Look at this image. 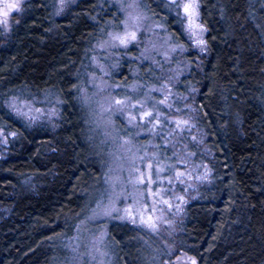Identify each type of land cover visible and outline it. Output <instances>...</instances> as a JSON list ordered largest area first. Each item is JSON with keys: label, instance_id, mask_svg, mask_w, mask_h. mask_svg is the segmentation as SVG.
Wrapping results in <instances>:
<instances>
[{"label": "trees", "instance_id": "trees-1", "mask_svg": "<svg viewBox=\"0 0 264 264\" xmlns=\"http://www.w3.org/2000/svg\"><path fill=\"white\" fill-rule=\"evenodd\" d=\"M27 0L0 37V127L16 133L0 157V264H59L67 241L105 191L107 147L81 102L95 45L122 15L110 0ZM190 64L176 85L196 90V122L210 150L211 183L186 207L174 239L197 264H264V0H199L209 54H198L166 0H141ZM137 56L139 48L126 50ZM138 73L135 76V73ZM157 71L122 55L111 81L158 84ZM60 100L55 130L30 127L5 101ZM114 264H165L159 240L110 222Z\"/></svg>", "mask_w": 264, "mask_h": 264}, {"label": "rangeland", "instance_id": "rangeland-1", "mask_svg": "<svg viewBox=\"0 0 264 264\" xmlns=\"http://www.w3.org/2000/svg\"><path fill=\"white\" fill-rule=\"evenodd\" d=\"M26 1L0 0V11L8 10L6 6L10 3L19 5L18 10H8V27L6 29L3 25H0V37H5L8 34L14 17L21 13L22 6ZM76 1L64 0V4L61 5V0H59L57 12L60 14L66 7ZM110 1L117 6L122 15L121 27L110 30L95 45L90 61L91 68L86 74L87 80L85 85L81 87L80 94L81 102L90 113L96 135L101 139L102 144L107 147L108 160L105 165L104 182L107 177L110 183L105 182V191L99 201L107 204L108 196L113 190L116 192L123 190L131 193L133 185L129 183V179H134L136 175L133 169L139 167L141 172H146L145 165L151 163L153 164L152 177L154 180L157 179L155 166L159 164L164 169L160 173V178L165 181L162 186L171 190L165 198L171 197L172 203L179 205V210L175 206L171 209L162 206L164 207V218L168 223H160L159 231L153 233L140 225L139 222L133 224L128 219H120L115 215L112 218L92 219L93 209H96L97 206L96 203L87 220L81 223L75 234L68 239L66 244L69 252L68 256L59 264H114V257L108 244L107 226L110 222L127 223L158 239L161 246L165 247L164 249L169 257L165 264H189L192 257L177 251L174 239L185 219L186 207L199 198L203 186L211 183L212 171L209 165L211 153L205 144L204 132L196 122V90L192 89L184 94L176 90L180 78L190 69V64L185 57L188 49L182 45V49L172 50L176 45L181 44H177L172 40L162 23L150 17L143 9L141 0ZM166 1L170 3V0ZM129 5H132V7H129ZM172 6L177 13L178 9L174 5ZM129 14L142 17L139 21L140 28L137 32V41L130 43L127 48L110 47L107 44L101 47L104 42L110 41L109 33L124 34L125 23L131 24ZM2 18L0 16V19ZM199 22L202 23L201 13ZM156 25H160V27H156ZM183 25L185 30L184 21ZM185 33L191 44V49L198 54V61L200 62L209 54L208 31L206 30L203 34V39L206 41V47L203 51L189 39L188 33ZM133 45H137L139 48L137 56L126 53V50ZM122 55H126L132 60L135 59L139 63L150 64L158 73L159 83L152 85H145L141 81H133L130 85L112 83L111 75L118 68ZM137 74L136 72L135 76ZM109 96L117 99H124L127 96L131 97L133 103L139 102L136 108L130 110L131 115L136 117L132 124H129L127 113L117 112L115 108L111 111L108 110L109 104L106 97ZM15 97H18L21 102L31 103L36 108L44 110L45 114L40 115L38 119L33 121H29L13 112L25 124L30 127L45 125L50 130L57 128L61 104L58 98L25 99L18 95ZM161 101L164 102L161 103ZM140 103L144 105L143 109L140 108ZM141 111H150L153 115L141 120ZM157 116L160 124L153 129V123L149 121L154 122ZM178 120L188 121V126H182L183 131L176 129L174 122ZM0 130H3L4 133L3 136H0V157H3L7 153L9 139L13 135H11L12 132H6L1 127ZM4 137L7 138L6 142ZM193 137L195 139H192ZM125 141L129 143L126 144ZM137 157H143V160L136 159ZM132 159H136L134 165L131 163ZM177 171L183 173L180 179H176L174 176ZM167 178H172L171 185L167 184ZM156 187L157 185H153V190ZM176 196L183 197V200H176ZM130 204L131 199L125 200L121 197L116 207L123 209ZM102 232L105 233L103 242L94 247L93 241Z\"/></svg>", "mask_w": 264, "mask_h": 264}, {"label": "snow or ice", "instance_id": "snow-or-ice-1", "mask_svg": "<svg viewBox=\"0 0 264 264\" xmlns=\"http://www.w3.org/2000/svg\"><path fill=\"white\" fill-rule=\"evenodd\" d=\"M64 4V0H61V5ZM170 4L174 5L177 9V15L181 17L182 21L185 23V32L188 33L189 39L193 41V43L201 48L203 51L206 47V41L203 39V34L206 32V28L202 23L199 22V9L200 3L199 0H170ZM132 7V5H129ZM8 10L19 9V5L17 3H10L6 6ZM4 10L0 11V16L3 18L0 19V25H3L6 29L8 27V15L9 11ZM123 10V6H122ZM130 15L131 24L129 25L127 22L125 23V32L123 35L119 33H109L110 41L104 42L101 47H104L107 44L110 47H124L127 48L130 43L137 41V32L139 31L140 25L139 21L142 19L141 16ZM156 27H160V25H156ZM134 29V30H133ZM176 48L182 49V45H176L172 50L175 51ZM119 87V85H117ZM109 104V111L113 108L117 112L127 113L129 124H132L136 117L131 115V109L137 107V103H133L131 97H125L124 99H117L116 97H106ZM164 101H161L163 103ZM6 106L12 110L16 115L26 118L29 121L36 120L40 117V115L45 114L44 110L41 108H36L31 103L21 102L18 97H10L5 101ZM140 108L143 109L144 105L142 103L139 104ZM54 111V110H53ZM152 112L150 111H141L140 119L144 120L145 118L152 117ZM153 123V129L160 124L159 117H155L154 122L152 120L149 121ZM176 124V129L179 131H183L184 128L182 126H188L187 120H178L174 122ZM151 131V129H150ZM3 130H0V136H3ZM11 135L15 136L16 133H11ZM6 137L4 140L6 142ZM192 139H195L193 137ZM125 143H129L125 141ZM191 155V154H189ZM136 159L143 160V157H137ZM136 159H132L131 163L134 165ZM180 159V157H178ZM147 171L141 172L139 167L133 169L136 173L135 178H130L129 183L133 185V191L131 193L126 191L116 192L113 190L108 196V203L104 204L103 201H98L96 209H93L92 219H100V218H112L114 215L120 219H128L131 223L136 224L139 222L140 225L146 227L151 232L155 233L159 231L160 223H168V221L164 218V207L166 206L168 209L173 208L174 206L179 210V205H174L172 203L171 197L165 198L168 195L170 189L164 188L162 185L164 184V180L160 178V173L164 171V169L157 164L156 173L157 179L154 180L152 177V169L153 164L148 163L145 165ZM174 176L176 179H180L183 176V173L175 172ZM106 183H110L109 179L105 178ZM167 184H172V178H167ZM153 185H157L155 190H153ZM143 189V190H142ZM121 197L125 200L131 199V204L123 209H119L116 207L117 202L120 201ZM176 200H183V197L176 196ZM159 213V215H157ZM105 233H101L96 240L93 241V246L100 244L104 240ZM99 250L98 248L96 249ZM189 264H197L194 258H190Z\"/></svg>", "mask_w": 264, "mask_h": 264}]
</instances>
